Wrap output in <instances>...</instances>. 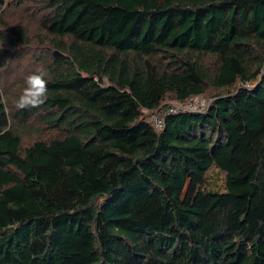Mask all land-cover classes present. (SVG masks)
Returning <instances> with one entry per match:
<instances>
[{
	"label": "trees",
	"instance_id": "16d2710c",
	"mask_svg": "<svg viewBox=\"0 0 264 264\" xmlns=\"http://www.w3.org/2000/svg\"><path fill=\"white\" fill-rule=\"evenodd\" d=\"M35 1L48 98L14 117L60 134L23 146L0 90V264H264V0Z\"/></svg>",
	"mask_w": 264,
	"mask_h": 264
},
{
	"label": "rangeland",
	"instance_id": "374dc122",
	"mask_svg": "<svg viewBox=\"0 0 264 264\" xmlns=\"http://www.w3.org/2000/svg\"><path fill=\"white\" fill-rule=\"evenodd\" d=\"M41 5L35 0H7L6 4L0 7V90L5 95V110L8 115L11 127L22 137L23 146H28L37 140L48 141L60 132L51 129L39 118H33L28 123H24L19 118L14 117L18 110L15 107L24 86L25 78L37 69L46 71V78L51 77L53 58L51 53L55 52L53 41L56 37L46 30L42 24ZM43 8V7H42ZM21 24L28 37L27 43L20 42L14 30ZM12 41V42H11ZM16 43V44H15ZM65 55V53H63ZM206 64L211 65L209 61ZM218 90L212 87L199 96H194L186 101H179L173 97H168L159 110L150 112L149 120L157 127H161V121L167 108L164 105L170 104L178 109L182 105L187 106L186 111H201L204 107H198L197 103H206L209 106L214 100V94ZM198 109V110H197ZM169 110V107H168ZM213 189H221L224 176L219 172H214L210 178Z\"/></svg>",
	"mask_w": 264,
	"mask_h": 264
},
{
	"label": "clouds",
	"instance_id": "9594fccd",
	"mask_svg": "<svg viewBox=\"0 0 264 264\" xmlns=\"http://www.w3.org/2000/svg\"><path fill=\"white\" fill-rule=\"evenodd\" d=\"M46 76L45 70L37 69L25 78V86L15 104L17 109L38 108L45 104L48 98Z\"/></svg>",
	"mask_w": 264,
	"mask_h": 264
},
{
	"label": "built area",
	"instance_id": "2783aa9c",
	"mask_svg": "<svg viewBox=\"0 0 264 264\" xmlns=\"http://www.w3.org/2000/svg\"><path fill=\"white\" fill-rule=\"evenodd\" d=\"M199 103H200V102L197 103V106H198V107H204L205 109L208 107V106H206V103H205V102H202L200 105H198ZM186 107H187V106L182 105L181 109H178V108H176V107H174V106H171V107H169V111H186V110H185ZM205 109H201V111H204ZM192 110H193V109H192ZM197 110H198V109H197ZM162 124H163V118H162V121H161V126H162Z\"/></svg>",
	"mask_w": 264,
	"mask_h": 264
}]
</instances>
